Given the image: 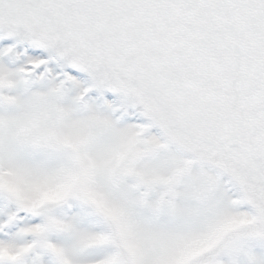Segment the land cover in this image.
I'll use <instances>...</instances> for the list:
<instances>
[{"label": "snow or ice", "instance_id": "snow-or-ice-1", "mask_svg": "<svg viewBox=\"0 0 264 264\" xmlns=\"http://www.w3.org/2000/svg\"><path fill=\"white\" fill-rule=\"evenodd\" d=\"M0 264H264V0H0Z\"/></svg>", "mask_w": 264, "mask_h": 264}]
</instances>
